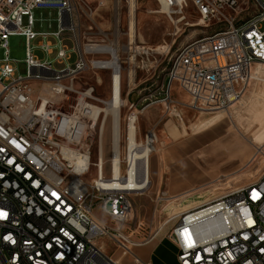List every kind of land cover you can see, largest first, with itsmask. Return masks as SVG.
I'll list each match as a JSON object with an SVG mask.
<instances>
[{"label": "built area", "instance_id": "obj_1", "mask_svg": "<svg viewBox=\"0 0 264 264\" xmlns=\"http://www.w3.org/2000/svg\"><path fill=\"white\" fill-rule=\"evenodd\" d=\"M20 2L24 0H0V106L4 107L0 115V264H122L120 257H131L139 264L134 249L140 243L126 232L133 213L131 198L139 195L143 179V169L127 170L131 118L119 136L120 146L124 140L127 151L121 174L134 171L136 182L132 186L130 182L115 184L114 168L108 178L102 157L95 166L97 178L92 183L85 181L92 168L91 150L83 140L92 123L87 98L93 89L81 86L80 81L88 70H102L105 60L91 62L83 48L81 4L76 0H31L33 10L26 12L24 22L14 24V7ZM254 2L259 9L254 18L239 25L230 21L226 32L182 47L175 55L168 79L177 78L181 93L200 84L216 90L215 100L201 101L199 97L196 106H188L189 111L229 110L240 101L253 68L264 67V0ZM196 5H204L201 17L206 23L220 15L229 20L225 12L236 11L239 0H196ZM36 10L57 13L56 32H36L37 25H44L36 24ZM27 32H36V40L44 41L32 46ZM65 33L74 42L72 50L65 44ZM12 37H23L28 43L25 75L11 59L8 43ZM48 38L57 44H50ZM199 45H207V52H199ZM56 47H64V54H57L53 61L35 55V50H41L51 56ZM232 50H241L237 63L229 62ZM73 53L90 61V69L71 64ZM218 57H227L223 71L200 69V60ZM173 89L168 88V93ZM66 98H74L75 109L64 110ZM43 99L59 100L58 114L43 112ZM174 118L183 120L182 115ZM134 131L138 142L137 125ZM158 144L153 129L137 149L151 146L152 157ZM256 159L264 160V146L256 149L254 162ZM109 189L123 193L124 208H114ZM163 203L158 199V204ZM97 207L109 223L95 215ZM168 238L178 250L179 264H264V174L246 187L184 213ZM105 241L113 245L112 254Z\"/></svg>", "mask_w": 264, "mask_h": 264}, {"label": "rangeland", "instance_id": "obj_2", "mask_svg": "<svg viewBox=\"0 0 264 264\" xmlns=\"http://www.w3.org/2000/svg\"><path fill=\"white\" fill-rule=\"evenodd\" d=\"M76 2L81 4L83 48L87 50L112 49L116 52L121 64L122 102L124 103L120 110L121 130L124 133L129 118L133 117L137 121L138 144L143 142L147 132L156 129L158 133L159 144L152 157V147H148L150 149L149 165L153 158L158 156V151L164 147L165 142L162 140V135L166 122L175 119L173 117H180L183 109L188 110V106H196V99L199 97L201 101H213L216 98V90H208V84H200V87H196L195 90H185L182 96L177 91L168 93V88L177 86V78L168 79V74L175 55H178V50L191 43L226 32L230 27V21L239 25L251 20L259 12L254 0H239V7L236 11L225 12L226 16L230 17L229 20L220 15L211 17V21L202 23L203 17L192 3H189L187 7L181 5L182 8L178 4L179 7L166 12L157 0H76ZM34 14L36 24H44L42 30L38 25L36 31L49 32V25L56 29L58 24L56 12L36 10ZM40 19H45L47 22L43 23L44 21ZM262 28L264 30V23ZM40 40L42 39L38 38L32 42V46H37ZM53 42L56 41L53 40ZM65 43L71 50L75 46L71 39L65 40ZM8 48L11 59L18 62L15 66L19 68L22 75H25L24 60L27 51L25 38H10ZM92 50L88 55L91 62L93 60L110 62L113 59L110 53L107 56H101ZM58 52L47 57L41 50H35V55L39 60L53 61ZM77 56L73 53L70 63H76V67L80 68V57ZM219 58L218 62L216 58L215 60L211 58V71L208 73L223 71V67L227 65V57ZM239 60H241V50H232L229 62L237 63ZM55 67L60 69L58 65ZM200 69L205 70L202 68V63H200ZM112 75L113 72L106 69L88 70L80 81L81 86L86 84L88 90L93 89L92 96L87 98V104L97 108H106V103L112 98ZM172 95L176 101L183 99L184 107H175ZM187 95L188 97L185 98ZM44 100L52 108L59 109V100ZM74 107L75 100L72 98L69 104L64 105V110L74 109ZM175 108H180V112L174 114ZM188 117L193 124L204 122L194 127L195 133L220 123H225L226 127L223 131L239 130L251 142L255 153L257 148L264 146V67L255 66L253 68L251 79L240 101L229 110L206 114L190 112ZM206 119L207 122H205ZM115 125V117L108 114L105 119L104 117L100 119L95 129L90 127L86 132L83 143L90 147L92 164L91 172L85 179L87 183H92L97 178L95 166L101 157L105 163L107 177H110L111 167H113ZM120 154H122L121 160H124L127 155L124 140L120 146ZM263 168L264 160L257 161L256 159L244 171L245 181L243 183L256 182ZM123 175L126 176V174ZM221 189V192L226 194L230 188L227 189L224 186ZM108 198L112 197L108 195ZM118 198L119 201H124L123 194ZM131 203L133 213L127 223L126 232L127 235H132L133 242L138 243L148 239L159 230H162L161 236L163 237L169 234L179 221L174 220L166 224V220L176 215V210L164 211L162 205L158 204V196L152 185L144 193L134 195ZM95 215L100 220L109 223L101 207L96 208ZM105 243L109 253L112 254L115 251L113 245L108 241ZM116 255L120 256V253L117 252Z\"/></svg>", "mask_w": 264, "mask_h": 264}, {"label": "crops", "instance_id": "obj_3", "mask_svg": "<svg viewBox=\"0 0 264 264\" xmlns=\"http://www.w3.org/2000/svg\"><path fill=\"white\" fill-rule=\"evenodd\" d=\"M40 20H43V23L47 22L45 19ZM43 26L39 25V29L42 30ZM48 27L49 32H36L57 31V27L56 29L51 25ZM41 39L38 44L44 41L43 38ZM64 39H70V34L65 33ZM53 40L55 39L48 38L46 41L56 45L57 41L53 42ZM60 48L56 47L53 54ZM199 52H207V45H199ZM216 61H220V58H216ZM200 63L202 68L211 71V58H204L200 60ZM175 91L182 96L177 86L172 92ZM172 98L174 106L184 107L183 99L179 98L181 101H176L173 95ZM190 112L192 111L183 109L182 121L175 118L166 122L162 135L164 147L150 162L151 184L158 199L162 198L164 202L162 204L164 211L176 210V215L169 219L179 220L184 213L207 205L250 184L243 183L244 171L254 162L255 153L247 137L239 130L223 131L226 127L225 123L195 133L194 127L204 122L193 124L188 117ZM207 121L206 119L205 122ZM263 174L264 168L261 170L260 177ZM224 186L227 189L230 188L226 194L221 192V187ZM161 232L140 241V245L134 249L139 264H179L176 246L168 238L169 234L162 237ZM120 260L122 264H136L131 257H120Z\"/></svg>", "mask_w": 264, "mask_h": 264}, {"label": "bare ground", "instance_id": "obj_4", "mask_svg": "<svg viewBox=\"0 0 264 264\" xmlns=\"http://www.w3.org/2000/svg\"><path fill=\"white\" fill-rule=\"evenodd\" d=\"M160 5H163V9L167 11H171L174 7H181V5H187L189 3H192L194 5V2L196 0H157ZM134 2V1H133ZM162 3V4H161ZM179 4V5H178ZM200 15H204V5H196L195 6ZM182 8V7H181ZM29 10H33V2L31 0H24V2H20L19 6L14 7V13H13V23L14 24H21L23 22V17L26 15V12ZM163 11V12H165ZM202 23L203 19H202ZM36 40V32H27V42H34ZM92 50V49H91ZM91 50H88V52H91ZM93 52H107L110 53L111 56H113L112 61L103 63V66H101L100 69L102 70H110L113 72L112 75V83H113V89H112V98L110 102L106 103V108H97L94 106L88 107L89 109V116L92 119V123L89 124L90 127L96 128L97 124L99 123L100 119L104 117V119L107 117L108 114L112 115L116 119V125L114 128V142H113V161L112 166L114 168L115 173V184H122V183H129L130 185L133 182H136V173L134 171H127L126 176L121 174V157L120 154V143H119V136L121 134V124H120V110L123 107L124 103L122 102V73H121V64L119 62V59L117 57V54L115 51L111 50H105V49H93ZM28 52V43H27V51ZM58 54H64V47H61L59 49ZM2 57V58H1ZM81 67L80 69H90V61H87L85 57H80ZM0 65H3V53L0 52ZM185 96V98H187ZM72 98H66L64 101V105L69 104L70 100ZM177 107V106H175ZM75 109V107H74ZM42 111L46 114H58V109L52 108L51 105L45 101L42 100ZM109 111V112H108ZM180 112V108H175L173 111L174 114H177ZM4 114V107L0 106V115ZM75 126L78 125V123H75V121H72ZM130 152L128 155V167L127 170H134L141 168L143 169V179L142 182L139 184L138 190L139 194L144 193L147 189H149L151 184L150 179V165L148 160V155L150 152V149L147 146L143 150L139 151L137 149V137L136 132L134 129H136V121L135 118L132 117L130 120ZM86 135V133H85ZM103 161V168H104V160ZM81 165V164H80ZM263 165V164H262ZM120 174V176H118ZM132 186V185H131ZM123 193H116V189H109L108 195L112 198H114V206L116 208H124V201H119L120 199L118 196L122 195Z\"/></svg>", "mask_w": 264, "mask_h": 264}]
</instances>
